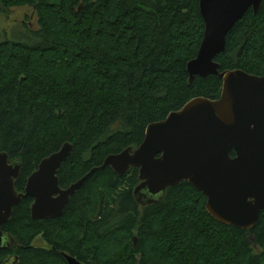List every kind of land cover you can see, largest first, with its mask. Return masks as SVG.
Here are the masks:
<instances>
[{"label":"trees","instance_id":"16d2710c","mask_svg":"<svg viewBox=\"0 0 264 264\" xmlns=\"http://www.w3.org/2000/svg\"><path fill=\"white\" fill-rule=\"evenodd\" d=\"M25 7L35 28L5 30L2 19ZM0 28V152L21 163L16 191L65 142L61 188L97 168L58 218L32 220L33 199L22 197L2 226L13 243L0 264H67L64 254L82 264H264V211L250 230L221 224L188 182L140 206L137 168H100L137 148L150 123L195 97H219L218 76L189 82L186 70L203 38L199 0H0ZM215 61L219 72L264 75V0L235 23Z\"/></svg>","mask_w":264,"mask_h":264},{"label":"water","instance_id":"95a60500","mask_svg":"<svg viewBox=\"0 0 264 264\" xmlns=\"http://www.w3.org/2000/svg\"><path fill=\"white\" fill-rule=\"evenodd\" d=\"M261 4L262 0H199L203 38L186 70L189 82L196 76H218L219 97L189 100L165 119L150 123L137 148L108 155L100 167H110L118 176L137 168L140 183L133 194L140 206L157 203L167 188L188 182L205 196L206 211L217 222L242 230L256 225L264 211V75L239 69L219 72L215 57L224 52L235 23L249 9L257 13ZM71 150L65 142L43 158L21 193L15 188L20 161L9 162L8 154L0 152V250L13 243L2 226L22 197L33 199L32 220L58 218L86 177L97 170L61 188L57 172ZM64 257L67 264H82Z\"/></svg>","mask_w":264,"mask_h":264},{"label":"rangeland","instance_id":"374dc122","mask_svg":"<svg viewBox=\"0 0 264 264\" xmlns=\"http://www.w3.org/2000/svg\"><path fill=\"white\" fill-rule=\"evenodd\" d=\"M2 20H3L2 27L5 30L11 29L13 31L16 27H18L19 24H28L32 28L33 27L35 28L36 26V15L34 13V10L30 7L12 9L9 15L7 17H4ZM14 32L17 33V31ZM0 33H2L1 30ZM22 38H17V39H22ZM2 39L3 38L0 35V40ZM34 243L37 246L48 248L46 243L40 237L36 238Z\"/></svg>","mask_w":264,"mask_h":264}]
</instances>
